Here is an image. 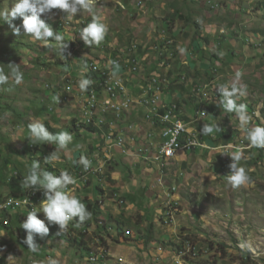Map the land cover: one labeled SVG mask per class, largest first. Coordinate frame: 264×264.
I'll return each mask as SVG.
<instances>
[{"label": "rangeland", "instance_id": "obj_1", "mask_svg": "<svg viewBox=\"0 0 264 264\" xmlns=\"http://www.w3.org/2000/svg\"><path fill=\"white\" fill-rule=\"evenodd\" d=\"M14 2L15 0H0V10L11 8ZM88 2L90 10H81L70 20H66V13L59 9L41 16L54 31L64 35L68 44L65 58L54 46H45L30 35H24L23 29L21 35H14L8 24L0 18V67H5L7 72L6 66L14 63L21 67L24 75L20 85H15L11 80L0 85V202L5 199L6 205L13 199L12 204H19L21 200L18 199L26 190V197L32 199L30 209L35 207L41 211L38 212V218L45 220L49 227V234L44 238L34 234V243L40 248L33 253L23 243L27 238V234H24L26 230L20 227L19 232L17 229L7 230L2 227L6 217L24 219L27 212L14 209L7 211L4 214L7 216L0 218V248H3L0 252V264H49L50 260H55L57 264H264L262 147L234 149L242 153L239 166L244 167L250 177L244 185L233 188L228 183L226 177L231 174L229 165L234 161L225 151L219 158L216 156V159L206 162L203 172H213L215 166H221L222 169H219L218 175H214V179L207 183L202 181V186L198 184L197 193L186 195L180 192L177 195L176 189L173 190L175 184L170 183L165 194L172 197L177 195V198L169 200L166 195L169 201L164 203L165 196L162 194V203L155 202L150 207L152 209L147 211L141 208L146 212L145 216H140L135 211L129 218L103 213L104 223L101 226L104 230L100 231L96 224L88 220L76 226L78 217L70 221L67 229L62 231L59 224L47 222L45 214L39 208L45 199L43 189L39 191L37 188L22 186L34 160L40 163L42 169H49L56 176L65 171L70 176L80 172L77 179L72 176L77 181L87 175L82 172L84 166L78 163L83 156L93 168L101 169L95 175L98 181H103L101 187L104 186V190L98 192L94 184L87 191V183L94 177L92 175L89 180L87 177L81 179L85 188L80 181L71 185L69 194L84 204L86 200H90L89 197L96 200L100 196L102 212L105 202L113 208L123 210L125 199L115 195L112 188L108 187L110 182L114 183L111 178V162L99 149L91 148V153L85 154L90 144H99L97 136L88 131L89 128L82 119L87 96L96 88L100 79L99 73L91 69V64L104 62L103 66L108 71L110 63L121 61L125 70L131 74L130 83L146 86L155 79L162 92L163 89L165 91L174 86H186V89L193 92L194 85L191 84H197L200 87L198 86V91H194L198 100H202L203 93L206 92L211 97L222 96L220 86L227 85L231 88L235 83L245 89V95L239 96L236 103L246 105L249 110L251 108V111H247L251 122L241 126L239 117L234 113L235 117L228 119L227 124L233 121L232 127L240 129L243 138L246 130L258 124L254 116H261L264 122V0ZM176 9L201 28H195L194 24L189 25L185 21H168V28L165 27L166 19L171 18ZM93 15L101 18L108 31L99 45L87 46L79 34L92 21ZM13 23L21 25L22 18H16ZM237 29L245 35L249 34L245 40L240 39L241 34L236 32ZM199 36L207 38L208 42L203 39L196 41ZM224 36H228L225 48L245 41V50L238 55L240 44H236L233 48L235 60H228L227 65L221 66L222 63H214L216 60L213 56L220 50L219 44ZM204 48L211 53H206ZM227 53L232 56L230 51ZM203 55L205 60H202ZM206 61L213 63L214 67ZM85 64L87 70L82 72ZM158 69L163 71L162 75H152ZM237 73H240L238 80ZM67 76L71 81L64 83L63 79ZM82 77L93 81L86 91L78 86ZM65 84L74 86L70 101H64ZM132 88L136 89L133 85ZM138 89L131 92V95L140 104L143 91ZM201 90L203 93H200ZM185 96L187 99L188 95ZM180 97L183 98V95L180 94ZM162 101L161 96L160 102ZM138 104L145 116L147 109ZM100 106L101 103L97 106L99 112ZM189 107L184 108L186 113L191 112ZM135 108L132 106L133 110ZM131 113H125V119ZM36 122L43 123L53 135L63 131L72 134L73 139L67 147L59 149L58 160L45 163V158L57 150V145L31 142L28 125ZM92 124L95 126L98 123L93 121ZM259 125L264 126V123L257 126ZM72 155L75 158L77 156V162L74 160L72 163L68 159ZM169 168H180V165L171 164ZM69 169L73 172H69ZM222 174L226 175L224 180L221 178ZM13 176L16 179L18 177V181H13ZM91 182L96 183V178L91 179ZM7 183L22 187L20 197L17 192L5 191ZM179 196L191 202V207L183 208ZM48 243H59L55 249L61 245L62 248L57 252L53 250L52 253ZM10 254L13 258L8 260ZM89 254L99 259L92 263Z\"/></svg>", "mask_w": 264, "mask_h": 264}, {"label": "crops", "instance_id": "obj_2", "mask_svg": "<svg viewBox=\"0 0 264 264\" xmlns=\"http://www.w3.org/2000/svg\"><path fill=\"white\" fill-rule=\"evenodd\" d=\"M164 26L166 27V24H164ZM209 32H212V30H209ZM236 32L241 34L240 35L241 40L243 39L245 40L247 38V35H249V34L245 35L243 32H241L238 29ZM260 35L262 36V34ZM210 37L211 35H209V38ZM227 40L228 39L226 38L223 39L219 44L220 50L216 51L217 54L216 56H219V58L223 59V61H220L219 58L213 56L215 57L216 60L214 63L217 62L222 63L221 66L227 65L229 61L235 60L236 53L234 52L233 48L236 46V44H240L237 50L238 55L240 53H243L245 50V41L238 42L235 45L233 43V46L230 47L228 46L227 48H225L224 45L226 44ZM241 49L242 51H240ZM204 50L206 53H211V51L208 50L207 48H204ZM229 51L231 52L232 56L228 55L227 52ZM202 54H204V52ZM202 60H205L204 55ZM109 61L111 62L110 59ZM206 62L209 63V61ZM99 64L104 68L103 66L104 62ZM211 64H212L211 67H214L213 63L210 62L209 65ZM109 70H111V68H109ZM119 72L120 74H117L118 76L117 78L123 80L124 85L128 87V90L130 92H133L138 88H139L138 90L142 91L143 89L142 84L141 86L138 85L136 86L134 83L129 82L131 76L129 71L122 70ZM162 72H163L162 70L159 71L158 69L155 72H153L152 75L161 76ZM132 85L136 87V89H133ZM191 85H194V90L198 91L200 87L199 85L194 83ZM164 87H168V86L164 85ZM186 88H187L186 86H182V87L174 86L171 89H167L165 91L163 89V92L161 91L159 95L160 97L162 96L163 98L162 101L163 104L167 106L172 104L178 105L179 109L181 110L180 117L183 118V120L187 125H189L190 131L197 135L199 140L203 143L204 147L199 148L192 152H183V151L178 152L173 159L168 160L166 162L165 168H161V166H159L154 161V157L156 156L163 142L161 136L162 126L159 125L155 126L152 123L148 122L143 115V111L140 110L137 106H135L136 107L135 110L133 109L131 110L132 113L128 119H125L126 115H124L121 117L120 120L116 122V126H111V127L109 124L106 123L103 125V132L101 131V133L95 134V136H97L99 140V144L97 146H95L94 144H90L88 146V151L85 154L87 155L90 154L91 148H94L103 151V154L108 155V157L110 156V158H107V160L111 162L110 164V166L112 167L111 178L114 181V183L110 182L108 187L110 186L112 188L111 190L114 192L115 195L122 196V198L125 199V204H123L122 206L123 210L116 209V207L113 208L111 205H108L105 202V205L102 207L104 214L111 213L114 216L117 217L120 216V218L122 216L129 218V216L132 215V212L135 211V213L136 212L140 213V216H145L146 212H144L143 210L147 211L152 209L150 207H152V205H155V202L162 203V198H161L162 194L165 196V198L166 195L168 196V194H165V191L169 190L170 183L171 185L175 184L173 187H175L177 191V195L180 192L186 193V195L189 193L191 194L197 193L196 186H199L198 184L202 186L203 185L202 181L207 183L210 179H214L215 178L214 175H218L219 169H222L221 166L220 168L215 166L213 172H203V167L206 165V162L211 161L214 158L216 159L217 158L216 156H218L219 158L220 155L223 154V152L225 151L226 153H228L227 154L228 157L232 153L238 151V150L230 149L228 147L233 145H238V141L241 139L242 136L241 130L232 127L233 121H230L229 124H227L226 122L228 119L232 120V117H235V115L237 114L233 115L235 112L225 111V109L223 108L222 96L215 95V97H211L207 95V92L203 93V90H201L200 93H203L204 95L202 97V100H198L196 92L193 90L194 92L193 93L192 91ZM180 94L183 95V98L180 97ZM185 94L188 95L187 99L185 98L187 97L185 96ZM187 107L190 108L191 111L190 113H186V110H184V108ZM246 109L247 111H251V108L250 110L248 108ZM202 113H204L205 115H201ZM253 118L255 122H258V124L264 123L262 121L263 118L259 115L257 117L254 116ZM108 122L109 123L112 122V120H110L109 117H108ZM205 124L218 125L221 131L214 132L209 135H202L200 130L203 128ZM131 125H136V129L135 130L130 129ZM233 129L234 131L232 132ZM236 129L239 130L240 132L239 131L237 132ZM109 132L112 133L113 135L123 136L125 149L127 148L126 155L123 153V149L119 147L115 146L112 149H110V146L106 142V139H104L103 137V133H109ZM133 136L138 137L136 143L130 141L131 137ZM105 138H106V134H105ZM258 148L259 147H255L253 149H258ZM73 155H75V153ZM73 155L68 156V159H71L72 163L74 162V160L75 162L78 161L77 156L75 158ZM146 157H148L149 159L147 160ZM171 164L180 165V168H169ZM68 171L71 172L72 170L69 169ZM79 175L80 172L78 173L75 172L72 174V176H75V179H77ZM90 176L92 175L87 176L88 180ZM93 176L94 177H91L89 182L87 183V191H90V189L93 187L94 184L95 187L98 189V192L103 191L104 186L101 187L103 181L101 180L98 181L97 176L95 174H93ZM225 177L226 175L223 176L222 174L221 177L222 180H224ZM93 178H96V183L91 182V179ZM81 179H78L77 181H80V183H82ZM77 181L75 184H77ZM98 183L100 184L98 185ZM252 184L254 183H251V185ZM70 186L71 185L68 186V189L71 188ZM82 186L84 187V183H82ZM227 186L230 185L228 184ZM177 195L173 197L171 196L170 200L177 198ZM99 198L96 200L98 201L101 200ZM165 198H164V203H167L169 200ZM180 198L182 199L180 204L183 208L191 207L190 206L191 202H189L186 199H183L181 196H179L178 198L179 201ZM89 199L96 201L94 198L89 197ZM141 208H143V210ZM194 208H196L195 205ZM158 211H154V212L158 213ZM9 221H13L16 228H19V226L21 227V223L23 222L20 218L9 219ZM15 227L14 229H16ZM38 236H40V234H38L37 237ZM56 239L58 238L56 237ZM48 244H50L49 246L52 253H54L53 250L57 252V250L62 248L61 245L57 249H55L56 245H58L59 243H56L55 245L51 243Z\"/></svg>", "mask_w": 264, "mask_h": 264}, {"label": "clouds", "instance_id": "obj_3", "mask_svg": "<svg viewBox=\"0 0 264 264\" xmlns=\"http://www.w3.org/2000/svg\"><path fill=\"white\" fill-rule=\"evenodd\" d=\"M54 9H59L66 13V20H70L75 17L77 13H79L81 10H90V7L88 0H15L11 8L0 10V18H2L4 22L8 24L14 35H21V29H23L24 35H30L33 39L41 41L45 46H54L59 51V54L65 58L64 53L65 50L68 48V44L65 42L64 35L59 31H54L53 28L45 22V20L41 19L42 15L50 14ZM18 17L22 18L21 25H16L13 23V21ZM107 31V25L101 22V18L93 15L92 21L88 23L86 27L80 30L79 35L80 38L84 41L85 45H99L104 40ZM181 51H183V49H181ZM6 68L8 69L7 72L5 71V67H0V85L7 84L10 80L13 81L15 85H20L24 79L21 67L14 63H10L6 66ZM86 70L87 64L84 65L82 72ZM117 73L120 74L119 71H117ZM236 76L238 80L240 77V73H237ZM99 78V82L103 81L102 76L100 74ZM66 80H70L68 76L63 79L64 83L67 82ZM99 82L97 83L96 88L92 89L98 92L99 99H97V106L102 103L106 96L102 88H100ZM92 83L93 81L91 79L82 77L78 81V86L81 90L86 91ZM146 87L147 85L143 86V89H145ZM219 91L222 94V103L225 111L235 112L240 119L241 126L246 125L251 120V117L247 115L246 105L236 103V99H238L239 96L245 95L244 87H238L235 83H233L231 88H229L227 85L220 86ZM90 93L88 94V96L90 95ZM72 94L73 91L71 95H69L68 100L64 99V101H70ZM133 106L137 105L134 104ZM95 112H97V110H95ZM164 118L167 119V117ZM82 119L84 120L85 125L96 129L97 132L91 133L99 134L101 133V131L103 132L102 129L96 126H89L86 123L85 115H83ZM28 129L32 143L35 144L38 142H43L46 144L57 145V150L50 156L45 158V163L58 160L60 158L58 154L59 149L66 148L67 145L73 139L72 134L67 131L59 132L53 135L49 132L48 128L40 122L28 125ZM220 131L221 129L218 125L210 124H205L200 130L202 135H209L214 132ZM247 134L251 146L264 148V126H255L253 128H250L248 129ZM193 143H195V141H193ZM241 155L242 154L239 151L230 155L234 162L229 165V168L231 169V174L228 175L226 178L228 180V183L233 188L240 187L241 185H244L250 180V177L248 176L245 168L239 166ZM78 163L82 164L85 170H87L90 165L89 160L83 156L80 158ZM83 166L80 167L82 168ZM93 174L94 173L90 175ZM87 176L89 175H85L83 179ZM75 183V179L70 176L66 171L61 172L59 176H56L49 171L42 170L40 163L34 160L31 164V167L28 169V174L23 179L22 186L26 188H37L39 191L43 189V195L45 199L41 202L39 208L45 214V219L47 220V222H55L56 224H59L60 229L62 231H65L69 225V222L72 221L74 218L78 217V223L76 226H79L85 220L90 219L91 217V213L87 210L86 205L82 203L77 197L70 195L67 191L68 186L73 185ZM9 198L10 197H8V199ZM28 199V197L22 196L20 199H18L21 200L19 204H17L15 201L16 204L8 206L6 209L3 210L0 209V215H4L7 211H12L13 209L27 212V219L21 225V227L27 231V238L23 241V243L28 246V249L31 252L35 253L39 250L40 247L34 243V234H40V236L43 238L44 236H47L49 234V227L46 226L45 220L38 218V212L41 211H38L35 207L32 210L30 209L29 203H32V199ZM12 200L13 199H11V201ZM25 200L29 201V203L23 204ZM6 202L7 200L5 201V199H3V201L0 202V206L4 205ZM6 218L7 220L4 222L5 226L7 227V225H10V221L8 217ZM99 225L101 226L102 224ZM2 227L4 228V225ZM2 251L3 248H0V252ZM12 258L13 256L10 254L7 259L11 260ZM49 264H57V262L55 260H50Z\"/></svg>", "mask_w": 264, "mask_h": 264}, {"label": "built area", "instance_id": "obj_4", "mask_svg": "<svg viewBox=\"0 0 264 264\" xmlns=\"http://www.w3.org/2000/svg\"><path fill=\"white\" fill-rule=\"evenodd\" d=\"M123 62L114 61L110 63V71H107L101 67V65L91 64V69L94 72H98L102 76L101 82H99L100 88L105 93V98L101 103L100 112L97 107L98 104V92L96 90H92L90 95L87 98V105L85 110V119L86 123L89 126H94L92 124L93 121L97 122L95 124L96 127L103 130L104 124H109L111 126H116V122L121 119L122 116L126 115L125 113L130 112L131 108L134 104H138V101H135L131 95V93L125 87L122 79H118L117 71L118 67L120 70L125 71V67L122 64ZM136 70V68H133ZM67 81V80H66ZM73 91V86L66 84L65 85V100H68L69 95H71ZM161 89L159 87V83L157 80L153 79L149 85L145 89H143V95L141 97L140 106L147 109V114L144 116L145 119L152 123L155 126H162V139L163 142L161 144L160 149L158 150L156 156L154 157V161L161 166V168H165L166 162L168 160L173 159L178 152H192L199 148H203V143L199 140L196 134L192 133L189 129V125L185 123V121L180 117L181 110L179 109L177 104L172 105H164L160 102ZM97 108V112L94 114ZM201 115H205L202 113ZM108 117L112 120L111 123L108 122ZM164 117H167L165 119ZM251 122V121H249ZM179 125V127H178ZM130 129H136V125H131ZM248 130L245 132V136L238 141V145H233L228 148L230 149H238L248 150L252 147L250 141L248 139ZM106 134V138H105ZM104 139L110 146V149L113 147H119L123 149V153L126 155V149L124 144L123 136L121 135H113L112 133H104ZM130 141L136 143L137 137H131ZM195 141V143H193ZM249 143V144H248ZM142 152V151H141ZM105 153V150H104ZM106 158L108 155L104 154ZM148 160L149 158L146 157ZM83 169V167H82ZM101 169H95L91 165L85 170H82L83 173L90 175L92 173H98ZM175 191V188H173ZM169 200L171 199V195L168 194ZM28 201H24L23 204H28ZM30 204V203H29ZM5 205V204H4ZM1 205L0 209H6L8 206L13 205L12 201L6 204L5 206ZM128 234V233H127ZM96 258H92V262H96Z\"/></svg>", "mask_w": 264, "mask_h": 264}, {"label": "trees", "instance_id": "obj_5", "mask_svg": "<svg viewBox=\"0 0 264 264\" xmlns=\"http://www.w3.org/2000/svg\"><path fill=\"white\" fill-rule=\"evenodd\" d=\"M171 21H185L187 22V24L191 25V24H194L195 25V28H201L200 25H197L195 21H192L191 18L189 17H183V15H181V12L179 11V9H176L174 10V12L171 14V18H167L166 19V27H167V24ZM168 28V27H167ZM197 30V29H196ZM198 32V31H196ZM197 34V33H196ZM200 38L196 39V41H202V37L199 36ZM227 38L226 36L223 37V39ZM206 43L208 42L207 39H203ZM264 112V111H263ZM89 128V131L90 132H97L96 129L92 128V127H88ZM42 169V167H41ZM42 170H46V171H49V169H42ZM2 178V177H0ZM13 181H18V177L17 179L15 178V176H13ZM14 185V188H12ZM12 191L13 193L14 192H17L18 193V196L20 197V194H21V191H22V187H18L16 186L15 184H10V183H7V185L5 186V191ZM26 193L27 191L25 190V193H24V197L26 196ZM85 205L87 207V210L91 213V217L90 219H87L88 221L96 224V228L100 231V230H104V228L102 226H100L99 224H103V212L101 210V206H100V203L99 201H91V200H86L85 202ZM21 208H25V207H21ZM6 216L4 215H0V218H5ZM27 219V216L24 217V219H21L23 222H25ZM4 225V228H6L7 230H10V228L14 229L15 225L13 223V221H10V225L9 226H5V222L2 223ZM2 225V226H3ZM16 228V227H15ZM19 232H20V226L19 228H16ZM23 234V233H22ZM24 234H27V231L24 233ZM69 239V238H68ZM90 255V254H89ZM90 257H92L90 255ZM96 259H98L99 257H94ZM95 263V262H94Z\"/></svg>", "mask_w": 264, "mask_h": 264}]
</instances>
